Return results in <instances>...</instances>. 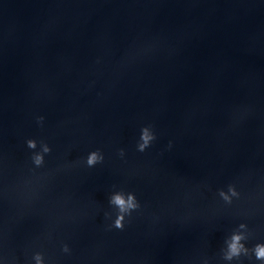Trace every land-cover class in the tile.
<instances>
[{
    "label": "water",
    "instance_id": "95a60500",
    "mask_svg": "<svg viewBox=\"0 0 264 264\" xmlns=\"http://www.w3.org/2000/svg\"><path fill=\"white\" fill-rule=\"evenodd\" d=\"M29 137L52 148L39 168ZM229 182L241 198L223 206ZM121 188L141 209L108 229ZM242 213L264 239V0H0V254L226 264Z\"/></svg>",
    "mask_w": 264,
    "mask_h": 264
},
{
    "label": "clouds",
    "instance_id": "9594fccd",
    "mask_svg": "<svg viewBox=\"0 0 264 264\" xmlns=\"http://www.w3.org/2000/svg\"><path fill=\"white\" fill-rule=\"evenodd\" d=\"M38 125H43L45 117L35 116ZM157 139V132L151 123L142 124L135 141V149L138 152H145ZM25 145L30 152V160L36 168L45 163L46 154L52 151L51 146L44 140L29 137L25 139ZM39 145V147H38ZM172 141L169 140L168 146L171 147ZM118 155L123 158L125 149L119 148ZM105 153L100 148H95L87 152L82 158L83 165L92 168L97 164L103 163ZM216 196L223 206H232L239 201L241 192L235 182H229L216 191ZM108 204L112 206L114 212H104V217L108 221V229L123 230L130 222L134 213L141 209V202L137 194L131 190L123 188L111 192L108 196ZM63 253H70L71 249L67 243L61 247ZM221 258L226 264H264V239L254 238V230L250 228L247 221V214L242 213L239 222L235 224L230 233L225 237L224 244L220 250ZM0 264H19L16 257L8 258L0 254ZM24 264H48L45 253L41 250H33L26 254ZM207 264V262H205Z\"/></svg>",
    "mask_w": 264,
    "mask_h": 264
}]
</instances>
